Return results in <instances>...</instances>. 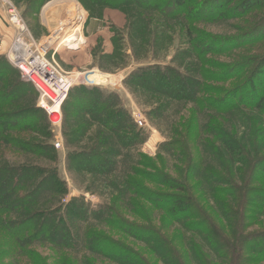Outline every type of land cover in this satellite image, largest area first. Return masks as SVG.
<instances>
[{
	"label": "rangeland",
	"instance_id": "rangeland-1",
	"mask_svg": "<svg viewBox=\"0 0 264 264\" xmlns=\"http://www.w3.org/2000/svg\"><path fill=\"white\" fill-rule=\"evenodd\" d=\"M143 1L148 5L161 4L164 0ZM241 2L242 0H229L226 9L230 8L232 11L227 17L222 16L219 11L217 15L210 14L208 17L194 21L181 13L175 14L178 11L170 10L167 16L158 9L147 11L142 26L136 30L133 27L136 14L114 8L108 0L94 2L90 0H0V58L15 70L20 79L21 73L11 60V48L16 38V30L11 23L9 10H12L13 15L16 14L24 25L26 32L23 38L33 45L32 52L36 54L39 49L44 59L62 77L77 78L69 91L78 86H85L116 95L119 107L129 115L133 125L142 134L140 143L119 149L120 155L114 159L117 168L112 174L92 176L89 173L70 170L68 165L71 155L89 150L91 139L101 129L95 123H90L84 136L71 137L70 132L76 122L71 112L74 107H71L70 111L67 110L68 115L64 116L62 106L60 125L53 127L48 114L41 108L42 103L37 88L32 83L23 81L34 90L26 89L22 97L13 103V107L23 108L22 112L32 105L37 110H42L49 123L50 138L48 141H43L45 139H40V132L14 137L34 138L39 142H47L54 153L44 157L36 156L19 150L18 146L14 147L0 141V165L32 164L54 168L58 177L66 185V192L60 197L50 198H46L45 194L40 199H46L39 204H44L48 212L59 211L58 214L75 240L72 248L63 250L40 241H30L25 246L20 245L18 250L7 256L4 249H1L0 264H31L34 256L40 258L37 264H84L86 258H93L96 264H111L108 260L93 255L83 244L87 233L90 236L92 233L98 234L95 237L104 234L109 240L134 246L135 250L143 249L142 243L120 234L119 228L126 221L125 223L134 222L139 226L153 222L159 229L160 211L152 210L151 204L140 198L133 190L134 187L128 186L124 189V183L128 181L127 177H135L136 179L133 180L146 184L154 192L171 193L170 189L163 186L144 183L143 175L149 179L150 175H163L175 179L183 170L185 172L189 160L201 164V168L205 171L221 169L223 167L221 160L214 156V152L209 148L210 144L218 145L214 137L215 133L210 130L214 122L220 124L227 133H232L245 148V153L250 152L251 159L264 156V116L260 111L254 107L241 105L238 109L218 114L204 103L207 98L219 97L220 89L227 92L236 88L241 91L245 77L250 75L264 58V0H258L255 8L249 11L241 10V5H238ZM40 3L41 5L38 6ZM210 4L211 6L207 7L205 12H211L213 7L219 6L216 2ZM46 5L48 7L44 9ZM71 11L80 13L73 22L69 20L70 16H74ZM188 33L193 34L191 38L188 37ZM198 33L199 36L200 34L205 36L213 50L219 51V53L205 54L204 58L210 63L199 62L195 57H191L195 53L190 39H197ZM66 36H68L66 40L74 43L82 42L77 47L68 46L70 47L68 50L59 49ZM230 39L236 42L232 43ZM236 43L239 44L238 47L233 45ZM246 61L252 63L239 74L233 75L226 71L237 65L240 67ZM154 66L174 68L181 77L193 78L199 85L193 100L170 103L163 101L162 105L165 106L157 110V114H153L160 107L157 101L166 100L165 97H159L153 91L140 87L139 82L127 85L124 81L137 69ZM258 72L261 75L255 86L258 91H261L264 89V67ZM92 76L96 79H91ZM89 80L96 84L89 83ZM15 82V78L11 75L4 77L0 81V90L2 86ZM206 87L208 89H204ZM19 93L22 94L21 91ZM251 95L250 91L244 94L247 97ZM1 109L7 110L6 107ZM136 118L141 121V126L135 123ZM104 134L109 144L116 143L113 136L106 132ZM55 144L59 146L56 148ZM105 148H108V145ZM202 195L205 196V202L210 207H214L212 192L204 188ZM120 196H122L121 200ZM135 198L139 200L140 206L132 201ZM157 198L159 199L158 196ZM76 200L81 201L90 213L98 214V211L102 210L106 213L101 218L98 215L95 217V215L87 214L84 220L82 218L72 220L67 212L69 205ZM251 200L254 201L253 198ZM202 204L204 205L203 202ZM111 209L113 210L110 216ZM1 218L16 220L23 217L15 212ZM109 222L112 225L108 224ZM257 230L258 226H252V222L247 228V232ZM185 233L186 238L191 235ZM2 236L1 234L0 245L8 241V238ZM21 249L29 250V252ZM260 249H264V245ZM227 263L233 264L232 260L223 264ZM259 264H264V257Z\"/></svg>",
	"mask_w": 264,
	"mask_h": 264
},
{
	"label": "trees",
	"instance_id": "trees-1",
	"mask_svg": "<svg viewBox=\"0 0 264 264\" xmlns=\"http://www.w3.org/2000/svg\"><path fill=\"white\" fill-rule=\"evenodd\" d=\"M257 1L242 0L238 5H241V10L249 11L255 8ZM108 2L114 8L122 9L126 13L134 12L136 22L133 27L136 30L142 26L147 11H155V9L166 16L170 10L178 11L175 14L181 13L193 21L208 17L210 14L217 15L219 11L222 16L227 17L232 11L230 8L226 9L229 0H164L161 4L148 5L143 0H108ZM211 2H216L219 6L213 7L211 12H205L207 7L211 6ZM40 5L41 3L38 6ZM86 9L89 10L88 7ZM188 34L190 38L193 35ZM200 35L198 33L197 39H190L195 53L191 57H195L199 62L210 63L204 58L205 54L219 53V51L213 50L205 36ZM67 37L63 39L64 43L59 49L68 50L70 49L68 46L77 47L82 42L74 43L66 40ZM229 41L236 42L233 39ZM233 45L238 47L239 44ZM251 63L246 61L241 64V68L237 65L226 71L237 75ZM263 67L264 58L258 67L245 77L241 91L236 88L227 92L220 89L218 91L220 96L205 99V105L207 104L218 114L245 105L256 108L264 116V89L258 91L255 86L261 75L258 71ZM8 75L13 76L16 82L2 86L0 90V141L14 147L18 146L19 150L36 156L44 157L54 153L47 142H39L34 138L14 137L40 132V139L48 141L50 133L48 132L49 123L42 110H37L33 105L23 112V108L13 107V103L22 97L26 89H32V87L24 83L15 70L0 58V81ZM133 83L153 91L159 97H165L166 100L157 101L160 107L153 114H157V110L165 106L162 105L163 101L170 103L193 100V95L199 87L193 78L181 77L174 68L156 66L137 69L124 81L127 85ZM19 91L22 92L21 95ZM248 91L252 95L244 96ZM13 99L17 100L13 101ZM1 107H6L7 110H2ZM71 107L74 108L71 109ZM70 109L76 121L70 132L71 137L84 136L90 123H95L102 130L96 132L95 137L91 139L89 150L71 155L68 165L70 170L89 173L92 176L112 174L117 168L114 159L120 155L119 149L142 141H140L141 132L133 125L129 115L119 107L118 98L114 94L102 92L97 88L75 87L69 91L62 105L64 116L68 115L67 110L70 111ZM23 120L26 122H22ZM42 127L43 130H41ZM210 130L215 133L214 137L218 145L210 144L209 148L214 152V156L221 160L223 167L219 170L205 171L201 168V164L189 160L185 172L183 170L175 179L163 175H150L149 179L143 175L144 183L163 186L170 189L171 193L154 192L146 184L133 180L136 179L135 177H127L128 181L127 184L124 183V189L128 186L134 187L133 190L138 193L137 195L151 204L152 210L160 211L161 226L157 229L153 222L139 226L134 222L125 223L123 219H116L124 221L119 228L120 234L142 243L144 248L135 250L134 246L109 240L104 234L95 237L98 234L92 233L90 236L87 233L83 244L93 255L108 260L111 264H223L230 260L233 264L261 262L264 257V249H260L264 245V184L262 183L264 182V156L251 159L250 152L245 153V148L235 139V136L227 133L217 122L213 123ZM103 131L113 136L116 143L109 144ZM107 145L108 148H105ZM41 173L46 174L41 175ZM204 188L212 192L214 207H210L205 202V196L202 195ZM65 192L66 185L58 177L54 168L32 164L0 165V236L2 234V237L8 238L9 241L0 245V250L4 249L5 256L13 254L15 250H18V246H25L30 241L51 244L62 250L72 248L75 238L66 228L64 220L58 214L59 211L48 212L44 204H39L48 197H60ZM45 194L47 197L44 200L40 199ZM121 198L122 196L120 200ZM132 201L140 206L137 198ZM72 202L67 212L72 220L78 218L84 220L87 214L95 215V217L98 215L101 218L106 213L103 210L98 211V214L90 213L81 201ZM112 210L109 211L110 216ZM15 212L23 218L16 220L1 218ZM251 222L252 226H258L257 231L247 232ZM182 231L191 235L186 238V233ZM21 250L29 252L26 249ZM32 259L31 264H37L40 260L38 256ZM84 264L96 263L93 258H86Z\"/></svg>",
	"mask_w": 264,
	"mask_h": 264
},
{
	"label": "built area",
	"instance_id": "built-area-1",
	"mask_svg": "<svg viewBox=\"0 0 264 264\" xmlns=\"http://www.w3.org/2000/svg\"><path fill=\"white\" fill-rule=\"evenodd\" d=\"M9 14L11 15V23L15 26L16 30V38L12 44L11 48V58L13 65L20 71L21 76H24L25 81L32 83L38 90L40 96L41 108L45 110V112L49 116V120L53 127H58L60 125V109L61 106L67 96V93L71 86L73 87L74 83L70 82L71 80H75L77 78H65L62 77L51 65L44 59L43 53L39 52L36 54L32 52L33 45L29 43V41L23 36L25 35L24 25L20 22V19L15 14L13 15V11L9 10ZM37 79L40 84L44 87V89H40L33 79ZM79 79V78H78ZM84 84V82H82ZM48 92L52 93L54 99L52 100L48 95ZM59 103V112L54 113L53 115L50 108ZM49 105V108H45V106ZM54 116H57L58 121H54ZM135 123L141 126V121L136 118ZM59 144H55L57 148Z\"/></svg>",
	"mask_w": 264,
	"mask_h": 264
},
{
	"label": "bare ground",
	"instance_id": "bare-ground-1",
	"mask_svg": "<svg viewBox=\"0 0 264 264\" xmlns=\"http://www.w3.org/2000/svg\"><path fill=\"white\" fill-rule=\"evenodd\" d=\"M49 5V4H48ZM48 5H46L45 7H44V9L45 8H47L48 7ZM43 12V11H42ZM71 13H73L74 14V16L72 15V16H70L69 18V20H72V22L74 21V20H76V18H78L79 17V14L80 13H76V12H74V11H71ZM75 15H78V16H75ZM74 36V35H73ZM72 36V37H73ZM71 37V38H72ZM11 58H13L12 57V55H11ZM77 77V76H76ZM93 78H91V79H96V77H94V76H92ZM21 78L25 81V77L24 76H21ZM90 79V80H91ZM100 79H103V77H100ZM34 80V82L36 83V85L41 89H44V87L40 84V82L37 80V79H33ZM89 80V83H92L91 81ZM73 81H75V80H71L70 82H73ZM99 81V80H98ZM93 83H95L96 84V82H93ZM92 83V84H93ZM98 83H100V82H98ZM69 84H73V83H69ZM100 85V84H99ZM74 86V85H73ZM71 88H72V86H71ZM48 95L50 96V98L53 100L54 99V96H53V94L52 93H50V92H48ZM60 105H59V103L58 104H56L55 106H53L52 108H50V110H51V112L53 113V115H56V114H54V113H58L59 112V107ZM45 108H49V105H47V106H45ZM54 121L53 122H57L58 121V118H57V116H54Z\"/></svg>",
	"mask_w": 264,
	"mask_h": 264
},
{
	"label": "crops",
	"instance_id": "crops-1",
	"mask_svg": "<svg viewBox=\"0 0 264 264\" xmlns=\"http://www.w3.org/2000/svg\"><path fill=\"white\" fill-rule=\"evenodd\" d=\"M41 13H44V11H43V12L41 11ZM41 16L43 17V15H42V14H41Z\"/></svg>",
	"mask_w": 264,
	"mask_h": 264
}]
</instances>
